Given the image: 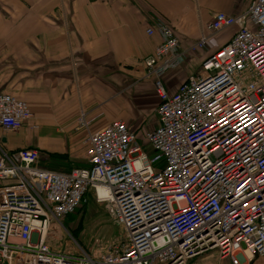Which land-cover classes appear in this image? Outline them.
<instances>
[{"label":"built area","instance_id":"2783aa9c","mask_svg":"<svg viewBox=\"0 0 264 264\" xmlns=\"http://www.w3.org/2000/svg\"><path fill=\"white\" fill-rule=\"evenodd\" d=\"M232 28L193 74L166 87L169 72ZM146 32L161 42L144 62L158 125L143 138L125 121L93 133L82 113L89 167L68 173L39 167L35 149L11 155L0 147V264H190L212 251L231 264L264 257V0L238 15L215 13L188 48L161 19ZM33 118L27 102L0 92L4 131ZM91 193L125 242L98 257L52 249L48 240L67 231L62 221Z\"/></svg>","mask_w":264,"mask_h":264},{"label":"crops","instance_id":"0c3cea01","mask_svg":"<svg viewBox=\"0 0 264 264\" xmlns=\"http://www.w3.org/2000/svg\"><path fill=\"white\" fill-rule=\"evenodd\" d=\"M251 2L0 0V92L27 102L34 115L18 132L0 127L1 149L11 155L35 149L39 167L68 173L89 167L87 132L77 123L82 113L93 133L125 121L143 136L142 124L158 106L144 64L161 42L159 35H147L151 22H166L182 48H188L215 13L238 15ZM235 32L232 28L211 37L205 54H190L184 68L165 76L166 87L174 90ZM190 264L231 262L212 251ZM247 264H264V257Z\"/></svg>","mask_w":264,"mask_h":264},{"label":"rangeland","instance_id":"374dc122","mask_svg":"<svg viewBox=\"0 0 264 264\" xmlns=\"http://www.w3.org/2000/svg\"><path fill=\"white\" fill-rule=\"evenodd\" d=\"M155 107L156 105L149 119L142 124L144 130L141 133L151 131L158 124ZM146 149L152 155V149L149 146H146ZM62 222L67 231L60 230L52 235L48 243L51 248L63 249L68 253L79 252L82 249L87 254L98 257L114 248H119L126 239L124 230L116 224L106 206L99 203L92 193L87 196L86 202L75 214L65 218Z\"/></svg>","mask_w":264,"mask_h":264},{"label":"bare ground","instance_id":"6f19581e","mask_svg":"<svg viewBox=\"0 0 264 264\" xmlns=\"http://www.w3.org/2000/svg\"><path fill=\"white\" fill-rule=\"evenodd\" d=\"M99 191H100V194H103V193H102V189H100ZM139 212H140V211H139Z\"/></svg>","mask_w":264,"mask_h":264}]
</instances>
